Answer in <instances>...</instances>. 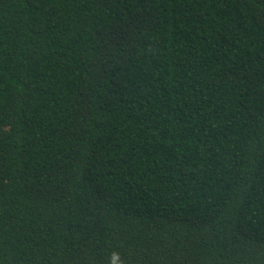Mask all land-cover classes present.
I'll use <instances>...</instances> for the list:
<instances>
[{"label":"trees","instance_id":"obj_1","mask_svg":"<svg viewBox=\"0 0 264 264\" xmlns=\"http://www.w3.org/2000/svg\"><path fill=\"white\" fill-rule=\"evenodd\" d=\"M0 264H264V0H0Z\"/></svg>","mask_w":264,"mask_h":264}]
</instances>
